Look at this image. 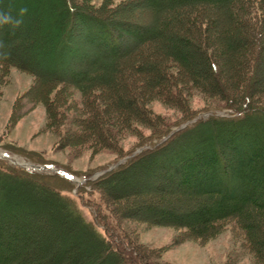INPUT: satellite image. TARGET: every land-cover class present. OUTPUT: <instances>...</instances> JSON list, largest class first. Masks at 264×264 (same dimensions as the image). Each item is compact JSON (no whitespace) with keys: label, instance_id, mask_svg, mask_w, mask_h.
I'll list each match as a JSON object with an SVG mask.
<instances>
[{"label":"rangeland","instance_id":"rangeland-1","mask_svg":"<svg viewBox=\"0 0 264 264\" xmlns=\"http://www.w3.org/2000/svg\"><path fill=\"white\" fill-rule=\"evenodd\" d=\"M65 7L73 11L66 19L61 17ZM80 12L104 17L107 24L121 26L124 34L157 28L169 18L166 11L155 15L146 0H0V13L4 14L0 16V154L62 171L33 170L0 158V205L16 202L23 207L18 215L15 212L14 219L25 228L19 242L28 246L35 242L41 252L34 253V259L46 264L71 248L65 241L68 235H78L76 238L83 242V247L78 246L83 250L82 260L96 247L85 236L87 232L68 224L76 213L111 251L116 247L118 253L134 259L140 256L137 261L142 264H264L248 248L233 221L218 225L210 236L198 237L182 225L161 222L156 212L149 211L164 209L185 214L195 207L197 200L177 186L176 165L164 161L198 151L196 140L208 132L204 126L209 125L203 124L207 119L237 118L226 108H214L220 104L218 100L191 89L180 70H173L175 74L166 78L174 84L177 95L147 96L142 89L135 90L141 92V107L149 120L132 116L112 145L102 147L101 141L93 138L83 144L78 137L67 139L69 128L78 129L77 111L88 106L92 97L96 104L103 100V90L97 88L91 99L83 102L77 89L59 82L69 80L72 73L106 71L118 63L104 60L101 48L88 41L90 33L80 25ZM218 17V28H222L226 20L222 15ZM65 26L67 30L63 31ZM127 40L123 37L122 43L130 46L134 57L124 61V66L137 58L139 70L144 72L150 61L145 46ZM151 46L156 47L152 42ZM85 55L97 59L99 69L91 68L82 58ZM158 56L150 58L156 60ZM217 65L222 70L219 61ZM260 65L264 67V62ZM141 74L139 78L151 79L150 70ZM175 77L181 78V84H176ZM260 77L264 91V72ZM206 135L203 139L210 137L209 132ZM150 166L154 170L151 174L146 172ZM55 195L63 198V204L45 205L47 196ZM32 204L42 207L37 218L38 213L23 211L31 210ZM2 217L8 216L0 213ZM49 245L53 250H42Z\"/></svg>","mask_w":264,"mask_h":264},{"label":"trees","instance_id":"trees-1","mask_svg":"<svg viewBox=\"0 0 264 264\" xmlns=\"http://www.w3.org/2000/svg\"><path fill=\"white\" fill-rule=\"evenodd\" d=\"M146 4L155 15L166 11L169 18L158 22L157 28L151 26L127 34L118 24H107L104 17L80 12V25L90 33L88 41L101 48L104 60L118 63L112 64L106 71L72 73L69 80L60 76L62 74L57 75L63 78L59 83L67 82L81 93L83 102L84 99H91L89 97L98 91L97 88L103 90L100 93L103 100L96 104L92 97L88 106L77 111L78 129L69 128L67 139L78 137L83 144L93 138L101 141L102 147L112 145L114 138L127 128L132 116L139 115L145 121L149 120V115L141 107V92L135 90L142 89L147 96L177 95L174 84L166 78L180 70L187 77L191 89L218 100L220 104L214 108H226L236 113L237 118L207 119L203 124L209 125L204 127L209 129L210 137L203 139L207 131L198 136V151L189 152L188 157L175 156L164 161L176 165L177 186L197 200L195 207L185 214L164 209L149 211L156 212L161 222L182 225L198 237L210 236L218 225L233 221L241 230L248 248L264 263V91L260 77L264 72V67L260 65L264 62V0H146ZM72 13L65 7L61 17L66 19ZM219 15L226 20L222 28H218ZM0 16L4 14L0 13ZM123 37L134 45L145 46L150 59L142 70L145 73L139 70L141 64L137 58L135 63L132 61L131 65L124 66V61L134 55L130 46L122 43ZM151 42L156 45L155 48ZM62 45L65 46L64 43ZM156 55L159 58L151 60L150 57ZM86 56L82 57L84 61L94 70L99 69L97 59ZM218 61L222 70L217 65ZM149 70L150 80L139 78L141 73L147 74ZM180 79L175 77L176 84ZM212 122L220 126L214 127L210 124ZM151 168L147 167L146 172L153 173ZM96 183L99 185L101 181ZM56 197L47 196L45 205H62L63 198ZM0 206V213L9 217L0 218V264H39L33 255L41 252L36 243L29 242L28 246L26 242H19L25 228L22 227L24 224L14 219L19 209L23 208L22 204L14 202L12 209L7 203ZM30 206L31 210H23L24 213L42 211L39 205ZM75 214L70 215L72 218L68 224L89 234L84 235L90 237L95 245L94 252L81 260L83 242L76 238L78 235H68L65 241L71 248L60 252L56 258H50L46 264H142L137 261L140 256L134 259L118 253L116 247L115 251H111L92 227L90 230V226ZM80 244L81 247H78ZM29 247L31 252H28ZM42 250L51 251L53 248L49 245Z\"/></svg>","mask_w":264,"mask_h":264},{"label":"water","instance_id":"water-1","mask_svg":"<svg viewBox=\"0 0 264 264\" xmlns=\"http://www.w3.org/2000/svg\"><path fill=\"white\" fill-rule=\"evenodd\" d=\"M206 115H207V114H205V116H206ZM182 127H183V126H182ZM0 157H2V156H0ZM3 159H4V158H3ZM5 159L10 160V162H12L13 164H16V165H18V166H21V167H29V168H31V169H33V170H39V171H42V170H48V169L50 168V167H48V166L30 165V164H27V163L18 162V161H16V160L9 159L8 157H6ZM126 159H127V158H124L122 161H120L119 163H117L115 166H110L109 170L113 169V168L116 167L118 164L124 162V160H126ZM53 170L56 171V172H58L59 174H62V171H60V170H55L54 168H53ZM48 171H50V170H48ZM99 174H100V173H99ZM69 178H71V177H69Z\"/></svg>","mask_w":264,"mask_h":264},{"label":"bare ground","instance_id":"bare-ground-1","mask_svg":"<svg viewBox=\"0 0 264 264\" xmlns=\"http://www.w3.org/2000/svg\"><path fill=\"white\" fill-rule=\"evenodd\" d=\"M0 156H2V157H0V158H6L7 156H5V154H0ZM13 160V159H12ZM48 167H50V166H48ZM48 170H50V171H53V172H56V171H54L53 170V167H50ZM56 170V169H55ZM14 229H16V228H14Z\"/></svg>","mask_w":264,"mask_h":264}]
</instances>
